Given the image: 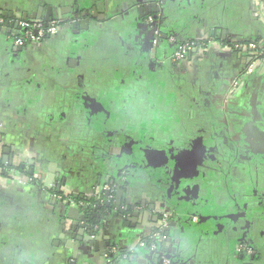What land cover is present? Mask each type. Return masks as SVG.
<instances>
[{
  "label": "crops",
  "instance_id": "1",
  "mask_svg": "<svg viewBox=\"0 0 264 264\" xmlns=\"http://www.w3.org/2000/svg\"><path fill=\"white\" fill-rule=\"evenodd\" d=\"M161 1L0 0V15L14 18L83 11L90 30L88 47L65 24L23 52L0 32V162L13 152L0 178V264H110L92 235L72 232L54 195L98 199L118 180L124 150L137 173L119 197L143 218L110 213L97 236L135 257L119 264H143L134 249L158 227L155 209L203 218L197 227L180 217L170 231L176 241L166 250L183 263L240 264L233 248L245 242L264 264V209H231L235 197L264 201V66L247 75L248 58L233 49L259 42L264 50V0H167L156 38L141 15ZM171 37L213 41L175 64ZM150 154L167 165L146 164ZM220 175L230 189L218 188ZM36 176L45 190L28 181ZM231 183L247 189L238 194Z\"/></svg>",
  "mask_w": 264,
  "mask_h": 264
},
{
  "label": "flooded vegetation",
  "instance_id": "2",
  "mask_svg": "<svg viewBox=\"0 0 264 264\" xmlns=\"http://www.w3.org/2000/svg\"><path fill=\"white\" fill-rule=\"evenodd\" d=\"M166 1L167 0H162L160 3H158L157 5H155L153 8L150 7L149 9L144 10L143 13H142V15H141V18H142L143 23L146 24V26L149 29V31L152 34H154L156 38L160 36V32H159V29H158V26H159L158 13L162 11V5ZM87 19H89V16L87 14L84 15V12L82 11V12H75L74 15H71L68 18H64V17H62V18H54V17H52L51 18V22L54 21V20H59V21H61V22L64 23L63 25L66 24L67 27H69L71 29V32L74 35V39L76 41V44L77 45H80V46L83 45L82 47H84V46L85 47H88L89 45L87 43V37H86L87 34L86 33L87 32H90V30L86 32L84 30L85 28H83V27H85L84 25H86L85 24V21H87ZM26 20H32V19H24V18L18 17V16H15V18H14L13 16L10 17V15L6 17V23H9L11 21L10 23L14 27L16 26V24H15L16 22H18V21H26ZM150 20H152L151 23H150ZM38 21L45 22L44 19H41V20H38ZM58 27L60 29V26H58ZM59 29H58V31H59ZM7 30H4V31L3 30L2 31L0 30V31L1 32H6V34L8 35V37L11 38L10 40L13 43V46H15L14 45V38H15L14 37V31L11 30V33L8 34L7 33ZM57 34H58V32H57ZM47 38H51V37H46V38L42 39L39 42H42V41H44ZM171 39H174V47H173V44L170 42ZM39 42H35V43H39ZM169 42L172 44L173 49H177V48H179L181 46L180 43L174 37L169 38ZM252 43L253 44L256 43V44L261 45L259 42H252ZM80 46H79V49L82 48V47L80 48ZM24 47H22V48H24ZM263 52H264V50H263ZM172 61L175 64H180L182 62V61L181 62L180 61L177 62L174 59V52H173V55H172ZM247 64H248V59H247ZM128 85L130 86L132 84H128ZM132 89L130 90L129 93H132L133 94V90ZM127 93L128 92H126V94ZM87 100L90 101L91 99H87ZM108 138H109V135H108ZM120 151H122V150L120 149ZM133 155H134L133 153H129V152H127V150H124L120 154H117V157H118L117 160L118 161L124 159V160L127 161V163L126 164L125 163L123 164L124 161L123 162L120 161L122 163V166H121V169L119 170V178H118L117 181L108 182V183H105L103 185L105 187H109V189H111V190L104 192L101 196H99L100 198H98V200H100V202H101L100 205L101 206H106L109 209V211H110L109 214L110 213H121L124 209L128 208V212L125 214V217H126L129 214H131L132 212L134 213L135 211H138L140 209L139 208L140 206L135 207L134 204H131V203L128 204V205L127 204L124 205V202H122L120 200V197H119V195H120L121 192L122 193L125 192V190H123V188H125L127 190L129 189L128 187L131 185L130 179H133V177H135V174L137 173V168L134 167V166H131L130 165L131 163L129 161L130 159L135 158ZM148 160L149 161L146 162V164H148V165L154 164V166H156V167L157 166L158 167H163L166 164V163H164L162 161H159V160H162V159L159 158L156 155H153V154H150V157L148 158ZM120 162H118V163L121 164ZM206 169L209 170V171H212V168L209 166V164L206 167ZM222 170L223 169H220V171H219L220 174L222 173ZM221 175L219 176L220 179H219V182L217 184V186H219L218 188L219 189H224L223 191H225V189H230L229 188L230 185L228 184V181H225L224 179H222V176ZM28 181H30V183H37V184H39V186H42V187H43V185L46 186V184H45L46 183V179H45L44 176H39V177L37 176V178H35V179L32 178L31 180L28 179ZM28 181H27V183H29ZM237 185H235V184L233 185V183H231V189L232 188L233 189H236V191L238 192V194H239V192L242 193L245 189H247V187L246 188H243V186L240 187V185H239V187H238ZM253 186H254V184H253ZM61 187L59 188L58 191H60ZM215 187H216V184H215ZM253 189L256 190V187H253ZM44 190H45V188H44ZM237 192H235V193H237ZM60 193L61 192H59V194ZM125 193H127V192H125ZM59 194H58V196H55L54 195V198L57 201L59 200L58 202L60 204H62L63 201H65L66 199H68V200H71L72 201L73 205L79 206L81 208V211L82 212H83V209H85L88 212V214H87L88 217H90L91 215H93L92 214V213H94L93 211H96V212H98V214H101L97 210V207L91 208V207L87 206L85 204V202L82 203L83 200H79L78 198H76V196L72 195L71 192L68 191V190H64V191H62V193L60 195ZM233 196H234V194H233ZM104 197L106 198L105 201L103 199ZM245 200H247V202H250V204H245V203H247ZM232 201H233V203H231V209L234 208V209H237L238 211H244L243 210L244 207L245 208H248L251 205H253L254 207L255 206L258 207V209L259 208H263L264 209V201L262 200L263 201L262 202L259 197L258 198H251L249 196L247 198V196H246V198H243L241 200V202L238 199H236V197H235ZM133 208H134L135 211L132 210ZM115 210H116V212H115ZM111 211H113V212H111ZM133 213H132V220L134 218V214ZM154 214H155V216L153 215L151 217V220H153L155 222V224H157V226L159 227V229L157 230V232L155 231V232H152L149 235L143 236L142 239H141V241L138 243V245L143 244L145 246V249H146V247H149L150 251L153 250V247H156L157 248V246H158L157 243H159L160 241H162L164 243V240L163 239H165V240L168 239V238H164V235L161 234L162 228H160V227L162 225L163 226H166L167 228H170L172 230V228H176L177 227L176 220H178L180 217L183 218V219H189L190 222H191V225H196L197 227H199V224L201 223V220L203 221V218L200 215H198V214H192V215H188L187 214V215H185V214L177 213V212H173V211L172 212H166L165 210L162 211V210H157V209L154 210ZM164 218L167 219L166 220V223L163 222V219ZM68 221L70 222L71 225H73V223L71 222V220H68ZM92 221H96V220L93 219ZM85 222H87V221L85 220ZM158 227H156V228H158ZM156 228L152 229L151 231L156 230ZM163 230H164V228H163ZM145 238L153 239V241L156 242V243H154V244H148L147 245L145 243V241H144ZM107 243H111V242L108 241ZM161 243H159V244H161ZM237 246H242L244 248V251L242 253H240V254H237L236 251H235V248ZM114 248H116V252L112 254V250ZM105 250H107V248H105ZM108 250H110V253L109 254L113 255V257L114 256H118V258H119L116 262H113L111 260L110 261V264H118V262L121 261L123 259V257H127L128 262H129L130 257H132V259H133V256H132L133 254L132 253H131L132 254L131 256H129L127 254H124V255H122V256L119 257V251H120V249L117 246L112 245L110 247V249H108ZM123 252H126V251H123ZM128 253H130V252H128ZM162 253L164 254V256L161 257L160 262H162V258H164V257L166 258V256H167V254H165L164 252H162ZM233 253H234L233 256H234L235 260L239 261L240 264H255V261H254V258H255L254 249L248 243H245V242L236 243L234 245V248H233ZM241 257H243L242 260H241ZM132 259L130 260V263L136 262V261H134ZM169 260H171L172 264H174V262L172 260V257ZM148 264H150V263L148 262Z\"/></svg>",
  "mask_w": 264,
  "mask_h": 264
},
{
  "label": "water",
  "instance_id": "3",
  "mask_svg": "<svg viewBox=\"0 0 264 264\" xmlns=\"http://www.w3.org/2000/svg\"><path fill=\"white\" fill-rule=\"evenodd\" d=\"M43 12H41L42 14H40L38 17L39 19L38 20H41L42 18L44 19V21L46 23H49L51 22V18L53 17L51 15V13H45L44 16H43V13H44V9L42 10ZM46 12V11H45ZM1 15L7 17L9 16V14L7 13H1ZM13 16V14L11 15ZM10 16V17H11ZM58 18H62V17H58ZM24 19H27V18H24ZM34 19V18H32ZM36 19V18H35ZM76 27V26H75ZM6 28L8 29L7 30V33H11V30L10 28L11 25L9 23H7L6 25ZM85 30H89V27H86L85 26ZM1 32V31H0ZM23 49L22 47H18V48H15V52H23ZM197 53V52H196ZM2 139L0 138V149L2 148ZM6 155H9L11 157V151H9L8 149L5 150L4 152ZM10 157H4V164H6L7 162L10 161ZM18 160H20L21 158H17ZM37 178V176H36ZM43 187H47V183H46V186L43 185ZM41 190H44L43 188ZM123 190H125V192H128L127 189L123 188ZM85 202L88 201V200H84ZM63 206H65L67 209H68V217H69V220L73 221L74 222V229L72 230V232H76L77 231V228L79 227L81 229V232H79L80 235H84V232L92 235V239H91V246H93L96 250H100L101 248L104 249V255H105V260L109 263L111 261V258H113V255L109 254L110 253V247L112 245H114L113 243H107L108 241H106L105 243L103 242V238L100 239V237L97 238L98 234H102L103 233V229L99 230L98 226L97 225H100L102 220L104 218H106L107 215L105 214H98V212L96 211H93L94 213H92L93 215H91L90 217H88V212L83 209V212L81 211V208L79 206H75L73 205L72 201L71 200H68L66 199L65 201H63L62 203ZM134 210V208L132 209ZM113 212V211H111ZM116 212V210H115ZM121 212V211H120ZM128 212V208L124 209L121 213H120V216H123V219L127 222H135V221H132V213L128 215V217H125V214ZM115 215H118L119 216V213H114ZM147 215V214H145ZM134 217H140V218H143L142 215H140V213H135L134 214ZM93 219H95L96 221H92ZM85 220L88 222H85ZM83 223V224H82ZM141 226H145V222L142 221L140 222ZM142 226V227H143ZM160 228H162V232L161 234L164 235V238H168V239H163L164 240V243L162 241H160L159 243H157V251L153 253V250L150 251L149 247H146L145 249V246L142 247L141 245H138L135 249H134V255H137V257H139L140 259H144V262L143 264H148L149 262V259L150 261L152 262H155L157 263L158 261L160 262L161 260V257L164 256V254L162 252H164L165 254H167L166 258L167 259H171L172 256H175V259L172 257V260L174 262V264H188L189 262H185L183 263L181 260L177 259L176 258V254L178 253L177 249H174L173 246H172V249H168L166 250V248L170 247V244L174 245L175 244V239L174 238H171L170 239V231L171 229L170 228H167L166 226H161ZM164 228V230H163ZM159 229V227L156 229V230H153V232H157V230ZM83 231V232H82ZM156 243V242H154ZM169 245V246H168ZM115 246V245H114ZM105 248H107V250H105ZM145 250H144V249ZM163 254V255H162ZM243 257H241V260H242ZM135 257H133L132 260H134ZM237 261V260H236ZM121 263H124L126 261H123L121 260L120 261ZM118 262V264L120 263ZM239 262V261H238ZM73 264V263H72ZM159 264H162V262H160Z\"/></svg>",
  "mask_w": 264,
  "mask_h": 264
},
{
  "label": "built area",
  "instance_id": "4",
  "mask_svg": "<svg viewBox=\"0 0 264 264\" xmlns=\"http://www.w3.org/2000/svg\"><path fill=\"white\" fill-rule=\"evenodd\" d=\"M11 22V21H10ZM9 24L11 25V23ZM152 20H150V23ZM16 29L19 33L14 31V45L16 47H24L26 46V41L28 40L29 43L39 42L42 39L46 37H53L57 35L59 25L58 22L52 21L49 25H45L44 22L38 21V20H26V21H18L15 23ZM6 17L3 15H0V30L4 31L7 30L6 28ZM20 34V36L18 35ZM173 44L174 47V39H171L170 41ZM212 41L208 42L206 46H202L201 48H196L197 46L194 43H187L183 46H180L179 48L175 49L174 52V59L178 61H183L186 58V56L190 52L200 51L202 54H205L209 52V47L211 45ZM235 50L242 52L247 58H248V69H247V75L253 74L257 68L264 66V52L261 45L256 43H250L246 44L244 46H234ZM228 50H231V47H228ZM109 187L103 186V189L98 193V196L102 195L106 191H110ZM100 198V197H98ZM166 218L163 219V222L166 223ZM143 247L144 245L141 244ZM158 248L153 247V253L157 251ZM235 251L237 254H240L244 251V248L242 246H237L235 248ZM116 252V248L112 250V254ZM123 261L127 260V257H123ZM162 264H172L171 260L167 258H162Z\"/></svg>",
  "mask_w": 264,
  "mask_h": 264
},
{
  "label": "trees",
  "instance_id": "5",
  "mask_svg": "<svg viewBox=\"0 0 264 264\" xmlns=\"http://www.w3.org/2000/svg\"><path fill=\"white\" fill-rule=\"evenodd\" d=\"M55 22H58V25L59 26H62L64 23L63 22H61V21H59V20H54ZM45 23V25H49L50 24V22L49 23H46V22H44ZM11 27L12 28H10V29H12L13 31H16L17 29L14 27V26H12L11 25ZM17 33H19L18 32V30H17ZM19 36H20V34H18ZM210 41H213V38H210V39H208V40H192V41H188V42H185V43H181V46H183V45H185V44H187V43H194L197 47L196 48H201L202 46H206L207 44H208V42H210ZM29 44V42H28V40L26 41V45H28ZM194 54V52H190L187 56H186V58H189V57H191L192 55ZM12 168L13 167H11L10 165H5L3 162H0V178L1 177H4V176H6V175H8V173H7V171H9V170H12ZM16 170H22L21 168H17ZM104 199V201L106 200V198L104 197L103 198ZM85 201L83 200L82 201V203H84ZM85 204L87 205V206H89V207H91V208H95V207H97V210L99 211V213H102V214H105V215H108L109 214V209L106 207V206H101L100 204H101V202H100V200H98L97 198L95 199V198H91V199H89L88 201H86L85 202ZM105 205V204H104ZM144 241H145V243L148 245V244H154V241H153V239H150V238H145L144 239ZM124 254H127V255H129V256H131L132 254L131 253H128V252H123V251H119V257L120 256H122V255H124ZM119 258H118V256H114L113 258H111V260L113 261V262H116L117 260H118ZM132 259V257H130V259H129V262H128V260H126V262H128V263H130V260ZM160 262L158 261V264H159Z\"/></svg>",
  "mask_w": 264,
  "mask_h": 264
}]
</instances>
